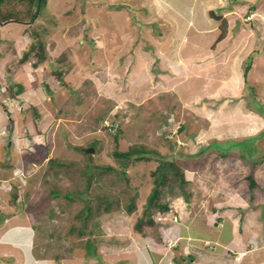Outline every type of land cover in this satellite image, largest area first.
<instances>
[{
	"label": "rangeland",
	"instance_id": "374dc122",
	"mask_svg": "<svg viewBox=\"0 0 264 264\" xmlns=\"http://www.w3.org/2000/svg\"><path fill=\"white\" fill-rule=\"evenodd\" d=\"M46 2L41 16L0 23V113L6 114L0 203L11 210L14 195L21 196L20 216L40 227L50 257H67L60 264H137L138 238L159 231V223L145 222L143 230L136 223L148 217L160 156L176 160L187 178L184 184L167 178L161 201L171 210L150 212L159 222L164 213L165 230L208 216L220 201L216 190L244 197L249 206L264 200V0ZM33 31L50 50L38 67L34 54L20 61ZM56 60L65 61L62 79L54 74ZM130 148L151 154L122 173L124 158L115 151ZM20 149L30 153L21 157L17 177ZM135 193L137 207L129 212ZM28 232L17 237L33 239ZM88 237L97 247L86 245ZM136 255L138 264L155 259L150 245ZM191 257L196 261L198 253Z\"/></svg>",
	"mask_w": 264,
	"mask_h": 264
},
{
	"label": "crops",
	"instance_id": "0c3cea01",
	"mask_svg": "<svg viewBox=\"0 0 264 264\" xmlns=\"http://www.w3.org/2000/svg\"><path fill=\"white\" fill-rule=\"evenodd\" d=\"M20 91V95L25 92L23 87L18 89V92ZM4 99L5 96H1L0 93V105L5 103ZM5 116L6 114L0 113L2 121ZM18 151L16 164L14 162L16 167H13L12 172L13 175L21 177L19 173L23 174V166L20 164V159L30 152L27 153L25 149ZM5 157L7 165L12 164L8 154H5ZM218 191L216 190V194L220 195L219 204L211 207L208 216L206 213L194 218L191 216L179 226L168 225L170 230H165L161 223L167 217L164 213L160 214L161 222L157 218L155 220L156 224L159 223L157 237L148 233L143 236L147 240L138 238L140 244L132 249L133 254L135 253L133 262L138 264L137 250H143L150 245L151 258H155L151 264H185V261H189V264H264V200H261L263 203L257 201L249 206L248 199L244 197H235L233 193L224 194ZM19 196L13 197L11 204L14 208L11 210H7L0 203V264H19L21 257L23 260L26 258V264H31L30 260L33 264H60L58 263L60 260L62 263L67 261L64 255L50 257V250L48 251L46 246L42 249L44 245L42 246L41 243L45 241L39 236L40 227L29 225L24 219L26 217L20 216L23 210L17 206L20 201ZM206 205L204 204L203 207ZM26 223L28 224L25 225ZM226 227L229 228L227 235ZM25 228H28V233L31 231L33 239L30 236L29 239L17 237L18 234L24 235ZM173 240L176 244L169 246L168 241ZM26 247L29 249L26 250ZM9 251L11 252L8 253ZM177 252L183 255V258ZM192 252L198 253L196 261L191 257ZM124 264L130 263L124 262Z\"/></svg>",
	"mask_w": 264,
	"mask_h": 264
},
{
	"label": "trees",
	"instance_id": "16d2710c",
	"mask_svg": "<svg viewBox=\"0 0 264 264\" xmlns=\"http://www.w3.org/2000/svg\"><path fill=\"white\" fill-rule=\"evenodd\" d=\"M45 3H47L46 0H0V23L7 22L9 20H11L13 22H21V21L25 20L26 17L33 18L37 11L39 13L38 16L39 15L41 16L44 13L41 11H42ZM25 4H26V7L24 8L23 6ZM17 5H19L20 8H18ZM21 10L24 13V15H22V16H20V13L22 12ZM44 11H46V10H44ZM29 34H30V32H29ZM224 34L225 33H222L220 35L219 39H222L224 37ZM30 35L32 37H34L35 40L32 38L33 39L32 44H30L29 48L24 51L23 55L20 58V61H21V63H25V62H27L28 57H31V55L34 54L35 58H34L32 63L35 67H38L39 65L43 64L44 61H46L50 58V50L48 49L45 41L40 37V33L38 31H33V32H31ZM62 64H65L64 60H62L61 62L56 60V62H55L54 74L57 76L58 79H62V73H63V70H61ZM249 68H250V66L248 64V66L244 72L245 76L248 75ZM19 86L21 87L23 85L21 84ZM151 152H153V151H151ZM115 153L117 154L118 157L124 158L122 161V163H123L122 164V173H125L126 166H128V163L130 161L148 158L151 154V153H149V156H148L147 150H143V149L139 150V149H134V148H130V149L124 150V151L116 150ZM160 157H161L160 163H159V165L156 169V172H155V174H156V177H155L156 186L152 189L149 197L147 198L146 204H145V210L144 211L148 217L146 220H144L143 218H139L137 220L136 227L139 230H143V224L145 222H148L149 224L155 223V220L153 217H151V213H150V212H152L151 211L152 209L157 207V208H160L162 212H167L170 209V206L168 203H163L161 201L162 200V194H163V185H164V183H166L168 181L167 178H172V180L174 179L175 181H179V182H181V184H184L187 181V178L185 176V173H184L181 165L176 160H172L168 156H160ZM53 161H55V160H53ZM110 167H113V166H110ZM91 171L92 170L90 169V171L87 173L88 177H87L86 189L89 187V184L91 181V177H92V175L90 174ZM169 174H171L172 176L170 175V177H169L168 176ZM170 184L173 185L172 183H170ZM255 184H256L255 180L252 179L250 182L251 187L252 186L254 187ZM14 197H17V194L14 195ZM136 198H137V194L135 193L127 201L126 205H127V209L129 212H132L137 207ZM83 199H85V202H88V197L83 198ZM104 200H105V206L108 209L110 207L111 203L108 202L107 198H104ZM85 207L88 210L87 216H89L90 211H91V206L89 204H87ZM85 207H84V209H85ZM145 214L143 216H146ZM86 220H87V218H86ZM85 223H86V221H84L83 224H85ZM71 228L74 230L75 226L72 225ZM85 233L86 232L84 231V229L83 230L81 229L79 231L80 235H83ZM87 243H89L90 246L94 245L95 247H97V245L95 243H93L89 237L86 239V245H87Z\"/></svg>",
	"mask_w": 264,
	"mask_h": 264
},
{
	"label": "clouds",
	"instance_id": "9594fccd",
	"mask_svg": "<svg viewBox=\"0 0 264 264\" xmlns=\"http://www.w3.org/2000/svg\"><path fill=\"white\" fill-rule=\"evenodd\" d=\"M158 219L161 220V216H158Z\"/></svg>",
	"mask_w": 264,
	"mask_h": 264
},
{
	"label": "bare ground",
	"instance_id": "6f19581e",
	"mask_svg": "<svg viewBox=\"0 0 264 264\" xmlns=\"http://www.w3.org/2000/svg\"><path fill=\"white\" fill-rule=\"evenodd\" d=\"M132 221V220H131ZM101 232V231H100ZM108 241V240H107Z\"/></svg>",
	"mask_w": 264,
	"mask_h": 264
}]
</instances>
